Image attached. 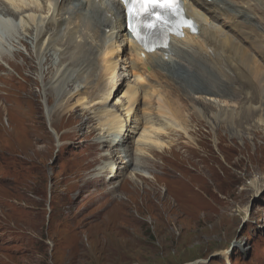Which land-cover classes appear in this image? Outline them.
<instances>
[{
	"label": "rangeland",
	"instance_id": "obj_1",
	"mask_svg": "<svg viewBox=\"0 0 264 264\" xmlns=\"http://www.w3.org/2000/svg\"><path fill=\"white\" fill-rule=\"evenodd\" d=\"M226 1L238 5L237 0ZM60 7L54 15L51 11L36 15L35 24L31 21L38 32L50 31L47 40L60 19ZM85 10L78 18L99 30L102 45L94 55L85 47L93 65L83 68L70 66L81 38L75 35L66 50L64 44L71 41L67 23L54 34L55 51L41 57L46 38L42 42L37 32L22 29L32 25L28 16L16 20L0 15V53L21 67L15 71L0 58V264H264V106L253 104L258 117L252 123L227 122L250 104L223 97L217 86L188 69L189 57L180 54L177 70L157 68L159 78L146 81L181 119L171 117L158 98L140 97L133 131L126 140L119 136L118 149L131 153L127 163L116 177L101 178L100 170L119 161V153L107 159L114 148L108 137L98 146L108 128L99 113L106 108L111 118L124 119L128 81L123 84L117 76L103 104L106 83L102 78L100 89H94L100 68L92 58L109 46L98 29L105 16L93 4ZM197 11L203 29L217 28L222 38L238 36L241 28L226 29L222 21L214 24L204 10ZM263 20L259 15L253 22L257 31L264 29ZM130 47L121 46V59L135 58ZM208 51L214 54L215 49ZM28 61L33 68L26 67ZM92 69L96 72L88 77ZM210 88L229 107L207 102ZM145 129L164 148L152 145L141 151L137 142Z\"/></svg>",
	"mask_w": 264,
	"mask_h": 264
},
{
	"label": "bare ground",
	"instance_id": "obj_2",
	"mask_svg": "<svg viewBox=\"0 0 264 264\" xmlns=\"http://www.w3.org/2000/svg\"><path fill=\"white\" fill-rule=\"evenodd\" d=\"M73 1L75 0H55L54 5H49V0L46 2L41 0H0V15L4 17H13L16 18V20L22 18L26 19L28 16L30 22L32 21L35 24L36 15L48 16L51 11H53L54 15L58 5L61 7L63 6L62 8L60 7L59 10V13H61L59 14L60 19L57 22L55 21V23V18H53V16L50 19L53 20L52 23H54V29L51 30L53 33L48 40L47 38L50 34V31L38 32L34 28L32 22L31 26L24 24L25 26H23L22 29H25V32L30 35H33L37 32L36 37L39 40L41 39L42 42L46 38L47 41L45 40L42 48L40 49L39 56L41 55V57H47L52 51H55L54 46L57 42L54 37V34H56L55 32L61 29V25L63 23H67L69 25L68 35L71 37V41L65 43L64 47L66 46V50L70 48L74 43L72 41L73 37L75 35L80 36L81 42L75 46L76 48L74 47L77 51V55H75L74 59H70V66L78 65L80 68H83L85 64H92L88 63L91 58H88V56L85 54V47H89L92 55L99 53L100 51L99 43L101 42H99L100 33L98 29L106 34L107 40L109 39V43H106L109 44L108 48L104 52L101 50L102 52L99 57H97L98 59L95 57L92 58V62L97 60V64L95 65L99 66L98 68H100L97 84H94V89L97 91L100 89L101 80L104 78L106 83L105 90H107L106 92L108 94L104 90L106 94L103 93L104 95L101 96V99L104 101L103 104H106L108 97L111 96L109 90L113 88L117 82V76L123 79H120L123 84L125 80L128 81L127 91L124 95L125 105L122 104V108L125 106H128V108L126 109V115H124V119L121 117L111 118V113L106 108L99 113L106 122L108 121V123L103 125L104 127L108 126V128L106 130L103 129V134L100 137V143L98 146H104V142H107L105 138L108 137V143H111V147L114 146V148L111 150V154L107 156V159L111 158L114 153H119V155L117 154L119 161L109 162L108 160L109 164L107 163L100 170V172L102 171L100 174L103 173L100 176L101 178L108 179L109 177H116L121 166L127 163L126 159H128L130 156L129 154H131L130 150L128 148H125L123 151L119 150L118 148L122 147L121 143L119 142L121 137L126 140L129 136V133L133 131L131 128L133 127L132 124L135 123L133 118L136 116L134 107L139 102L140 97H151L155 99L158 98V100L165 104V106L169 109L171 117L175 119H181V117H179L177 113L171 109L170 104L167 103V100L159 92L157 87L154 84L146 81L147 79L152 80V77L159 78L160 73H158V71L160 70L157 71V68H163L167 71H174L175 69L177 70L178 66H182L177 60L179 59L180 54H182L184 57L185 55L189 57L186 61L190 66L188 69L192 70L195 74L201 77L205 81L204 83H210L214 88L217 86L220 92L222 91L223 97L231 96L235 99H240L243 105L250 104V108L248 106H244L240 113L238 112L236 115H229L227 122H236L238 124L252 123L258 117V112L256 111L257 109H253V104L257 103L261 104L262 107L264 106V86H262L264 81V29L262 30L260 28V31H257L259 26H256V24L253 22L256 21L257 16L259 15L264 18V0H237L238 5L235 1L228 2L226 0H211L210 3H208V0H185L188 15L195 19L201 27L199 29V34L190 35L189 32L186 31L184 38L173 39L169 49H163L160 52H155L154 54L145 53L137 45V43L132 40L131 34L126 29V17L124 10L117 0H81L80 3H76L72 9H65L66 7L64 8L66 4L70 5L73 3ZM91 4L97 7L98 12L102 16H105V21L100 23L98 29L96 27L98 32L93 30L94 27L91 29L88 27V23L84 22V20H81V17H83L82 11H84L86 8H89ZM109 5L111 7H109ZM246 5L250 6L246 9V11H243ZM189 6H191L190 11ZM197 8H200L206 12L207 16L209 17H206L207 21H212L214 24H220L219 22L222 21L220 25L226 29L233 30V27H237L238 29L241 28L243 30L240 29L239 32H237L238 36H236V38L234 35L229 34H225V37L222 38L220 36V33L222 32L217 31V28L205 30L202 28L203 25L201 26L202 21L199 20L201 14L199 11H197ZM252 12H254L253 15L256 19L250 15ZM63 13L65 15H63ZM196 14L198 15V18ZM221 14L224 15L222 19L219 16ZM66 15L69 17L67 18ZM223 18H226V20H223ZM78 19L82 22L77 24L76 21ZM226 21H228V23H226ZM80 23L82 24L80 25ZM72 25H74L73 28H71ZM83 28L87 29L89 32H82L81 29ZM245 32H248V36L243 35ZM202 38L203 40H201ZM125 44H130L131 51L135 55V58H130L128 60H123V58L121 59V46ZM245 44H248V46ZM186 45H191L194 48L196 47L195 49H197L198 52L185 49ZM207 46L209 48L213 47L215 49L214 54L208 53L209 51ZM254 53H256V56L253 55ZM16 56L21 57V54L18 53ZM259 57L263 62H259ZM0 58L8 62L10 67H12L15 71H21V67L14 64L11 59H9V56L5 53H0ZM27 66L33 68L32 62L28 61L26 67ZM147 67H151L150 72L147 70ZM119 70L120 73H118ZM95 72L96 71L92 69L90 76L88 77H93ZM89 80L90 78L88 81ZM122 83L120 85L123 86ZM89 84H91V82ZM211 88L206 92L208 98H205V100L216 105V108L219 109L229 107L227 99L219 95V92L216 91L217 89L213 90ZM86 89L87 87L85 90ZM80 94L81 91H78L76 96H79ZM72 98H75V95ZM82 101H85V99ZM209 106L212 105L209 104ZM260 121L264 122L263 119H260ZM245 128L247 127L245 126ZM148 131L150 130L145 129L143 135L137 142V147H140L141 151H145L146 148H148L146 150H149L152 145L157 148H164L163 144H161L162 142L160 143V141H157L156 139L155 141L152 139L150 134L153 132ZM111 137L114 138L111 139ZM255 188H257L256 185Z\"/></svg>",
	"mask_w": 264,
	"mask_h": 264
},
{
	"label": "snow or ice",
	"instance_id": "obj_3",
	"mask_svg": "<svg viewBox=\"0 0 264 264\" xmlns=\"http://www.w3.org/2000/svg\"><path fill=\"white\" fill-rule=\"evenodd\" d=\"M125 3L128 2V0H124ZM146 3L151 4L153 8L157 7H164L166 9H170L173 5L171 2H165V0H145Z\"/></svg>",
	"mask_w": 264,
	"mask_h": 264
}]
</instances>
